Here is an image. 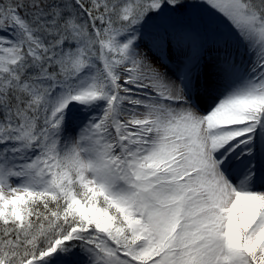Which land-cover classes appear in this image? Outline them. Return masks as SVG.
<instances>
[{
    "label": "snow or ice",
    "instance_id": "obj_1",
    "mask_svg": "<svg viewBox=\"0 0 264 264\" xmlns=\"http://www.w3.org/2000/svg\"><path fill=\"white\" fill-rule=\"evenodd\" d=\"M0 264H264V0H0Z\"/></svg>",
    "mask_w": 264,
    "mask_h": 264
},
{
    "label": "rangeland",
    "instance_id": "obj_2",
    "mask_svg": "<svg viewBox=\"0 0 264 264\" xmlns=\"http://www.w3.org/2000/svg\"><path fill=\"white\" fill-rule=\"evenodd\" d=\"M201 13L206 17H211L216 23H218L221 27L227 28V21L224 20L222 17L214 14L211 12V9L204 7L200 9Z\"/></svg>",
    "mask_w": 264,
    "mask_h": 264
},
{
    "label": "bare ground",
    "instance_id": "obj_3",
    "mask_svg": "<svg viewBox=\"0 0 264 264\" xmlns=\"http://www.w3.org/2000/svg\"><path fill=\"white\" fill-rule=\"evenodd\" d=\"M215 23H216V21H215ZM218 24V23H217ZM157 64H158V67H160V70L161 71H167L168 69H166L163 65H159V63L157 62Z\"/></svg>",
    "mask_w": 264,
    "mask_h": 264
}]
</instances>
